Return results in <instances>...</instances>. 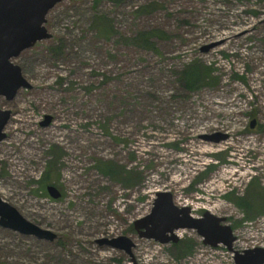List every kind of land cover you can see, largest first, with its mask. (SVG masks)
Listing matches in <instances>:
<instances>
[{"label": "rangeland", "instance_id": "obj_1", "mask_svg": "<svg viewBox=\"0 0 264 264\" xmlns=\"http://www.w3.org/2000/svg\"><path fill=\"white\" fill-rule=\"evenodd\" d=\"M44 24L51 36L12 58L31 88L0 94V196L57 237L0 225V263L235 264L194 229L139 237L157 190L225 216L234 248L264 246V0H61ZM193 63L205 75L190 89ZM215 131L227 136L201 137ZM119 234L132 257L98 241Z\"/></svg>", "mask_w": 264, "mask_h": 264}, {"label": "water", "instance_id": "obj_2", "mask_svg": "<svg viewBox=\"0 0 264 264\" xmlns=\"http://www.w3.org/2000/svg\"><path fill=\"white\" fill-rule=\"evenodd\" d=\"M61 0H0V94L12 99L18 89L31 88L32 83L23 75L21 66L12 60L23 49L32 46L36 41L48 38L51 33L45 26L46 14ZM216 42L202 46L208 49ZM11 115V109L0 107V141L6 136L4 127ZM50 114L44 115L42 124H46ZM255 119L251 126L254 127ZM227 133L215 131L201 134L204 139L219 141ZM52 197L60 195L53 184L46 186ZM190 206L178 205L173 201L172 192L157 190L149 212L137 217L133 226L139 237L153 238L160 242H176L179 228L194 229L202 242L212 246L223 244L233 252L235 264H264V246L256 245L238 250L233 247L236 238L233 229L225 221V216L214 214L208 209L201 215H193ZM0 225L19 233L32 235L40 239L54 240L57 233L25 217L18 208L0 196ZM99 243L124 250L131 257L135 241L119 234L100 238Z\"/></svg>", "mask_w": 264, "mask_h": 264}, {"label": "trees", "instance_id": "obj_3", "mask_svg": "<svg viewBox=\"0 0 264 264\" xmlns=\"http://www.w3.org/2000/svg\"><path fill=\"white\" fill-rule=\"evenodd\" d=\"M100 33H105L106 32V27H100ZM204 73L202 71V68L199 66V64L197 63H193L187 66V68L182 72V76H183V80H184V84L188 87V88H194L197 87L198 85L203 83V78H204ZM97 167L105 173H116V169L114 168V163L111 161H98L96 163ZM48 171L45 172L43 174V176L41 177V179L39 181H43V179L48 178ZM261 190V188H259ZM238 205L241 206H249L250 203L244 198H238L236 200ZM181 240V239H180ZM177 243H180V241H178ZM176 243V244H177ZM189 246V245H188ZM0 264H4V263H0Z\"/></svg>", "mask_w": 264, "mask_h": 264}, {"label": "flooded vegetation", "instance_id": "obj_4", "mask_svg": "<svg viewBox=\"0 0 264 264\" xmlns=\"http://www.w3.org/2000/svg\"><path fill=\"white\" fill-rule=\"evenodd\" d=\"M10 116H11V115H10ZM9 118H10V117H9ZM50 119H51V115H50ZM50 119H49V120H50ZM7 122H8V121H7ZM40 123H41V121H40ZM47 123H48V122H47Z\"/></svg>", "mask_w": 264, "mask_h": 264}, {"label": "built area", "instance_id": "obj_5", "mask_svg": "<svg viewBox=\"0 0 264 264\" xmlns=\"http://www.w3.org/2000/svg\"><path fill=\"white\" fill-rule=\"evenodd\" d=\"M145 214H146V213H145ZM143 215H144V214H143ZM235 239H236V238H235ZM235 239H234V240H235ZM233 242H234V241H233ZM251 247H252V246H251ZM245 248H247V247H245ZM243 249H244V248H243Z\"/></svg>", "mask_w": 264, "mask_h": 264}]
</instances>
